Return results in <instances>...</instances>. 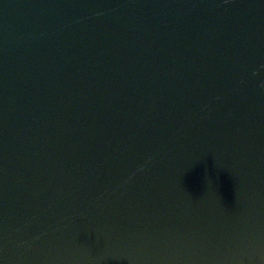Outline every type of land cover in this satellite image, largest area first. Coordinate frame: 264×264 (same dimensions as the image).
<instances>
[{"label": "water", "instance_id": "water-1", "mask_svg": "<svg viewBox=\"0 0 264 264\" xmlns=\"http://www.w3.org/2000/svg\"><path fill=\"white\" fill-rule=\"evenodd\" d=\"M0 264H264V0H0Z\"/></svg>", "mask_w": 264, "mask_h": 264}]
</instances>
